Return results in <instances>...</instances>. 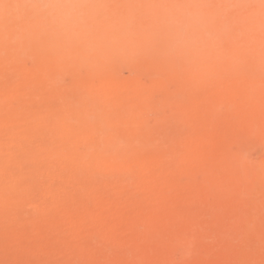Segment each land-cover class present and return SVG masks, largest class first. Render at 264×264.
I'll return each mask as SVG.
<instances>
[{"label":"bare ground","instance_id":"1","mask_svg":"<svg viewBox=\"0 0 264 264\" xmlns=\"http://www.w3.org/2000/svg\"><path fill=\"white\" fill-rule=\"evenodd\" d=\"M42 2L0 0V218L32 202L33 189L18 182L33 165L55 178L52 166L70 162L77 195L59 188L51 204L36 205L37 216L14 222L18 242L58 224L75 233L89 220H102L98 231L109 230L115 239L122 238L119 228L145 219L173 230L179 203L260 214L264 160L254 165L227 156L229 145L243 139L261 140L264 149V0H82L100 7L67 31L34 10ZM173 4L204 6L211 38L166 50L173 34L163 9ZM174 124L189 130L172 131ZM30 138L34 142L25 144ZM232 176L233 183L221 181ZM165 191V200L156 199ZM107 194L112 197L102 211L84 207ZM143 200L149 201L144 208ZM248 217L246 230L254 227ZM61 231L53 233L60 237ZM147 234L132 236L134 248L120 261H137L141 250L161 242L163 233L160 242ZM176 243L177 250L190 244L185 237Z\"/></svg>","mask_w":264,"mask_h":264},{"label":"rangeland","instance_id":"2","mask_svg":"<svg viewBox=\"0 0 264 264\" xmlns=\"http://www.w3.org/2000/svg\"><path fill=\"white\" fill-rule=\"evenodd\" d=\"M154 122H155L154 120H151L152 124H154ZM180 126L181 125L178 124V126L176 127V124H174V125H172L171 130L174 131V129H175L176 131L179 132ZM180 130H181V132H187L189 130V126L188 125H185V126L182 125ZM31 139H34V138H30L29 141L25 140L24 141L25 144L34 142V141H31ZM242 141L245 143L244 139ZM242 141L238 140V143L236 141V142H233V144L231 143L229 145L228 156H227V157H229V159L232 157V159L234 160V157H236V156L241 157L243 160H246L248 158L247 160L248 161L252 160L251 163L254 165H257L256 163L262 162L264 160V149H263V145L260 142L261 140H257V142L259 141L258 144L262 145L261 147H260V145H258L256 143H255L256 145L252 144V141L249 142L251 144L250 147H249V143L247 141H246V143L248 146H246V143L245 144L243 143L245 145V146H243V145H241L242 143H240ZM253 143H254V141H253ZM239 147H240V150H242V148L243 149L246 148L245 150L247 152L246 153L243 152L245 150L239 151L238 150ZM251 148H252V150H250ZM230 152H232L231 157H230V154H231ZM241 152H243L244 154ZM247 153H249V154H247ZM244 158H246V159H244ZM229 159L227 158V160L229 162H231L232 159L231 160H229ZM234 161H232V162H234ZM248 161H245V162L248 163ZM24 164L29 165L28 162H24ZM46 164H48V162ZM34 166L35 165L31 166L32 167L31 170H33V171H31L32 173L28 174L27 176L26 175L23 176L22 179L18 182L20 185L21 184L28 185L29 187H31L33 189L32 202L23 205L21 207V212H16L15 210H11V209L6 210L2 213V216L0 218V255H1L0 264H3V261H4V263L8 262L7 264H9V261L11 262V264H106L109 260L111 261L112 259L116 258V256H119V258L117 257L118 259L116 258L115 260H113L112 263H107V264H128V263L129 264H148V263L149 264H177V263L178 264L179 263L185 264L187 260H188L187 261L188 263H186V264H264V259H262V258H264V218H263L264 217V209H263L264 207H262V205H261L262 209L259 208V211H258L260 214H258L257 216L253 215V213H251L252 211L248 212L250 210L247 211L248 213L246 211L243 212L242 210H247L246 208L238 209L239 211L240 210L242 211V213L240 215H239V213L241 211L238 213V210H236L237 211L236 213H238L237 217H239L237 219L236 216L234 217V214H236L235 212L234 213L232 212L230 215V213L229 214H228V212L226 213V210L223 211V209L220 208L221 206H219L218 204H217L218 206H216L215 203H212L211 205H210V203L209 204L203 203L200 206H199L200 203H198V202H194L193 205L191 203H179L178 206H179V209H181V211H180L181 213L179 212V214L181 216L179 214H177L176 218L175 217H174L175 219L173 218V220H176L175 222L171 219V224L177 223L179 226H177V224L173 225V226H177V227H174L175 229H173V230L169 229V227H167L166 225L165 226L159 225L160 223L158 224L154 219H147V220L145 219L142 222L138 221L136 224H134L132 226L125 225V226L119 228V230L122 234V238L121 239H115V237L113 238V233L109 230H103L101 232L98 231L99 230L98 228H100L101 224L103 223L102 220L101 221L100 220L95 221L94 223H93V221L89 220V222H91V223H89V226L87 228L79 229L75 233L71 230L67 231V229H69V228L66 224H58V225H56V227L54 225L52 227H50L51 229H49V228L47 230L42 229V231H39L37 233H33L30 238H28L27 240H23L24 242L23 241L18 242L15 238V232L17 229H16V225L14 222H18L19 220L22 221L23 219L26 218V216L27 217H31V216L33 217V215L37 216V213L35 211L36 205L40 206V205H45L46 203H47L46 205L51 204L52 203L51 200L56 197V194L59 192V188L62 190H65L68 194L71 193L75 196L77 195L75 192L76 191L75 186L73 185L72 181L69 180V172H70V166H71L70 162H68V161L61 162V163L57 162V164L52 166V167H54V169L57 170V173L59 174V176L55 177V178H52L48 173L40 172V170H37V167L34 168ZM34 169H36V170H34ZM198 176L200 178V176H202V175H200V173H198ZM198 176H197V178H198ZM2 177H0L1 178L0 181L2 180ZM96 177L100 181H104V179L106 178L105 175H103L101 173L97 174ZM185 178H183L182 180L187 181V179H185ZM233 178H234L233 176L227 177V178L224 177V179L222 178L221 181L224 180L225 182H227V180H229L227 183H233V182H235V178H234V180H233ZM35 179H36V181H35ZM32 180L34 181V185H33ZM23 182H25L27 184H25ZM53 187H54V189H53ZM168 192L170 193L169 190H168ZM160 194L155 195V196H157V198L155 196H153V199H155V198L159 199V200L161 199V201H162V200L166 199L165 197H167V195H169L167 193V191H165V193L163 192ZM165 194H167V195L164 196ZM220 194L223 195V193H221V192H220ZM225 196L226 195H224V197ZM110 197H112V196L110 194H107V195H103V196L99 197L96 200H91V198H89V199H87L88 202L86 201L87 204H84V207H86L87 209L89 208L91 210H95V211H97V210L102 211L105 207V203L107 202V200ZM224 197L223 196L221 197L222 202L226 200ZM89 200H91V201H89ZM147 203H149V201L143 200L142 201V206H143L142 208L148 206L149 204H147ZM221 203H219V204H221ZM120 204H121V202L119 201L118 205H120ZM190 204H191V206H190ZM206 204L210 205V206H207ZM194 205H195V207H194ZM203 205L204 206L206 205V206L204 207ZM202 206H203V208H202ZM200 212L202 213V216H201ZM190 213L191 214L192 213L197 214L198 218H196V220L200 219V222L199 221H198V223L193 222V220L191 219L192 216ZM245 213H247V214H245ZM212 214L213 215L215 214V215L213 216ZM243 214L247 217H248V214H250L249 215L250 217H248V218L250 221H251V219H253V221H252L253 222L252 224H254L253 228H250V229L248 228L246 230V228L249 225L247 226L244 224L243 219H245L246 217L243 218L244 217ZM252 216H254V217H252ZM183 217H184V219H183ZM259 217H260V219H259ZM114 218L115 219L119 218V215L114 214ZM210 218H212V219H210ZM240 218L242 219L241 222H243V225H241ZM15 219H17V221H15ZM246 221H248V220L245 219V223H246ZM192 222L195 223L194 228L191 225V224H193ZM255 223H257V224H255ZM196 224H198V225H196ZM232 224H233L234 230L230 229V228H232V226H231ZM249 224H250V222H249ZM259 224H260V226H259L260 228L258 227ZM182 225H184V227L186 226L185 229L186 228L187 229L185 231H184V227ZM189 225L191 226V229L189 228L190 227ZM178 227H181V228H178ZM210 227H212V228H210ZM218 227H220V228H218ZM56 228L58 231H61L63 228V232L61 231L62 235L60 236L61 238L63 237V239H61L59 237V235H57V236L54 235V233L57 231ZM202 228L205 231H203ZM251 229H253V231ZM91 230H93V232ZM165 230H167V231H165ZM194 230H196V232H194ZM199 230H202V231L199 232ZM53 231H54V233H53ZM64 231H65V233H64ZM90 231L92 233H96V232L101 233V235H99V236H97L98 233L95 234L96 238H93L95 240V242L93 241V239L91 237L92 233L90 234ZM251 231H252V233H250ZM47 232H48V234H47ZM156 232H157L158 236L155 234ZM147 233L154 234L153 236L152 235H149V236H151L150 237L151 239H155L156 242L163 235L159 239L161 242L159 240H158V242H160L159 244H157V243L155 244L154 242H152V244L149 245V248L146 247L145 249L141 250V253H142L141 258H139L137 261H135V260L130 261V262L129 261H125V262L120 261L121 255H124L125 253H127L128 251H130L131 249L134 248L133 243L132 244L130 243L132 241H129V240H131V237L134 236L135 234L136 235L139 234L143 237V236H145V234L147 236L148 235ZM236 233H238V234H236ZM175 234H176V236H175ZM180 234H183V236L181 235V238L185 237V239L188 240V242L190 243L189 248L185 247L182 250L181 249L177 250L176 241L178 242V239L179 240L181 239L179 237ZM185 234L188 237L185 236ZM155 235H156V237H155ZM168 235H169V238H166V236H168ZM202 236H205L204 239ZM157 237H158V239H157ZM47 238H49V239L51 238V239L49 240ZM55 238H57V239H55ZM200 239H201V242H200ZM164 240H166V241H164ZM172 240L174 242H172ZM171 242H172V244H171ZM21 243H23V245ZM69 243L71 246L69 245ZM81 243H83V244H81ZM153 243H154V245H153ZM173 243H176V244L174 245ZM16 244H17V246H16ZM72 244H74V245H72ZM80 245H84L85 251H83L84 247H82ZM159 245L162 247L160 248ZM24 246H25V248H24ZM77 246H78V249H76ZM81 247H82V250H80ZM73 248H75V249H73ZM162 248H163V250H162ZM66 249H68L67 252H66ZM172 250H174L173 251L174 253L172 252V254H171ZM161 251H163V252H161ZM13 252L17 253L16 254L17 256H15V254H13ZM159 252H161V253H159ZM9 253L12 255H10ZM68 253H69V255H68ZM149 253L152 255V257H151L152 259L146 258L147 256H144V254L148 255ZM156 253H158L159 255ZM5 255H6V258L8 257L7 260H5ZM8 255H10V258L12 257L10 260H9ZM203 256H205V257H203ZM144 257H145V259H144ZM184 257H185V259H183L184 260L183 261L182 258H184ZM201 257H203V258H201ZM1 259H4V260L2 261ZM105 259L106 260L108 259L107 262ZM171 259L173 260V262ZM99 260H100V262H99ZM102 261L105 263H103Z\"/></svg>","mask_w":264,"mask_h":264},{"label":"clouds","instance_id":"3","mask_svg":"<svg viewBox=\"0 0 264 264\" xmlns=\"http://www.w3.org/2000/svg\"><path fill=\"white\" fill-rule=\"evenodd\" d=\"M100 6L82 0H44L34 10L50 21L55 29L67 31L82 23ZM173 41L166 50L196 45L211 38L213 27L209 12L202 5L173 4L163 9Z\"/></svg>","mask_w":264,"mask_h":264}]
</instances>
